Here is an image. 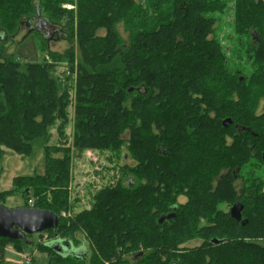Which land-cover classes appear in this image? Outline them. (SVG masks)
<instances>
[{"label":"trees","instance_id":"obj_1","mask_svg":"<svg viewBox=\"0 0 264 264\" xmlns=\"http://www.w3.org/2000/svg\"><path fill=\"white\" fill-rule=\"evenodd\" d=\"M69 2L0 0V14L6 11L0 17V161L6 149L31 158L41 147L45 155L43 175L14 179L13 193L23 185V208L59 217V228L48 231L51 240L77 244L82 233L94 249L89 264H117L118 256L136 253L141 245L150 248L145 240H127L129 234L156 233L163 236L159 244L176 247L206 232L229 236L209 257L212 264H264V246L244 240L243 231L264 227V205L247 207L245 226L214 211L230 189L226 170L264 169V114L257 112L264 100V0H77L75 27L74 14L63 7ZM225 18H231L227 43L216 37ZM33 19L63 30L69 24L79 58L75 49L50 53L52 64L6 56L8 41L1 36L13 38ZM228 118L234 124L225 129ZM123 146L129 152L121 156ZM73 150L117 153L121 177L65 221L60 211L69 205ZM43 189H51L54 208L34 200ZM13 193H0V200ZM181 197L187 206L179 224H159L145 215L147 205L175 206ZM204 214L212 218L207 230L195 227ZM143 220L149 231H143ZM7 244L28 246L0 238V264ZM43 248L55 264H84L49 243ZM142 263L156 264L150 257Z\"/></svg>","mask_w":264,"mask_h":264},{"label":"rangeland","instance_id":"obj_2","mask_svg":"<svg viewBox=\"0 0 264 264\" xmlns=\"http://www.w3.org/2000/svg\"><path fill=\"white\" fill-rule=\"evenodd\" d=\"M40 0H37V3ZM70 4L75 6V10H71L74 14V19L71 26H76V18H77V0H69ZM72 1V3H71ZM66 3L65 5L69 4ZM64 7V5H63ZM6 11H4V14H0V17H5ZM43 17H48V14L43 11ZM42 21L46 22L45 19H41ZM230 22L231 18H225V20L221 21L217 25V32L216 37L220 40H222L224 43H227L224 37L228 36L231 32L230 28ZM69 24H66L64 27H66V30H63V33H61L60 36L57 38L50 40L48 42L45 37L38 33L34 32L28 35L27 29L23 26L18 34H16L13 38H7L5 39L8 41L3 45L5 49V55L6 56H12L17 61L28 62L32 64H39V63H49L52 64L53 60L49 56L50 53H58V54H65L70 49L76 50V58H79V52L78 47L75 43V41H70L68 38L70 32L69 27H71ZM63 29V28H62ZM122 38L124 40L128 39V34L125 32V29L122 25L118 27V29ZM102 35L103 32H100ZM5 40V41H6ZM60 67H65V63L58 64ZM77 68V61L75 63V69ZM71 81H67V85L70 90V83ZM71 110V108H70ZM72 113V111H71ZM70 138H68L69 142L68 144H73V129H74V121L70 125ZM125 140L129 139V134L125 133L123 136ZM58 141L55 142L52 141L51 144L57 145ZM61 145V144H59ZM66 147H68L66 145ZM122 152L120 155H124L129 152L127 149V146H123L121 148ZM117 153L107 152V151H100V150H90L86 151L84 153L77 152L75 150L71 153V170H70V183L68 187L69 191V205L67 209L60 211V218H62L65 221H70L73 217H75L77 212H80L86 205H92V197L95 192L104 189L107 186H115L118 181L120 180L121 173L118 169V165H120L122 162L120 160H117L114 155ZM59 155L58 157H60ZM129 165L135 164L134 160L130 159L128 161ZM45 155L43 149L38 147L34 151V155L31 158H23L22 156H19L17 153H15L12 150H5V154L3 158L0 161V193L4 192H14V179L18 177H32L34 175H43L45 173ZM18 183V182H17ZM17 185H20L18 188H16V192L13 193L11 196L8 197H2L0 202L10 210L22 208L25 206V199L23 197V190L20 183ZM27 186L30 184H26ZM25 185V186H26ZM34 186V185H33ZM36 186H34L35 188ZM45 189V188H44ZM43 192L39 190L38 196L35 201L40 202L41 206L44 207H50L54 208V196L51 195V189L44 190ZM34 191V190H33ZM182 201L186 202L187 199L185 197L179 198ZM0 203V204H1ZM223 205H215L214 211L215 214L218 212L222 216V210H224L227 207H231V205H225L224 201L220 202ZM187 205H184L183 207H186ZM212 214V213H211ZM202 217L204 215H200ZM206 217V216H205ZM264 217V216H262ZM197 219H199L197 217ZM209 219L204 220H197L195 222V227L203 226L208 223ZM142 224H147L144 220L141 221ZM199 226V227H200ZM149 225H145L143 231H149ZM258 227V226H257ZM257 229V228H256ZM261 230V238L264 239V227L259 228ZM205 230V229H204ZM51 232H43L41 234H37L34 236H31L29 239L30 241H33L35 244L33 246H24L23 250H20L13 244H7L2 252H3V260L5 264H55L53 262V258L51 255L43 248V245L45 243H48L51 240ZM83 234L80 233L78 236V239H81ZM148 234H145L147 236ZM201 237L200 235H198ZM198 237V238H199ZM191 240H185L186 246L190 244ZM147 243L149 244L150 248H147L143 245L138 249L140 251L141 249H145L147 253H153V251L156 249V245H159V243L156 240L150 239L147 240ZM20 247V246H19ZM94 249L92 248V252ZM137 251V252H138ZM215 251V250H214ZM131 254H124L121 257L118 256L119 260H115L117 264H130L128 262L129 257ZM188 258H194L196 260L197 253L189 252L186 254ZM184 254V256H186ZM201 263L198 262L196 264H212L213 260L210 259L207 256L201 255ZM151 260H154L157 264L158 258L153 256H149ZM148 257V258H149ZM27 260H30L28 263ZM198 260V261H199ZM195 262V261H191ZM108 264V263H105ZM143 264V263H142ZM214 264H217L215 261Z\"/></svg>","mask_w":264,"mask_h":264},{"label":"flooded vegetation","instance_id":"obj_3","mask_svg":"<svg viewBox=\"0 0 264 264\" xmlns=\"http://www.w3.org/2000/svg\"><path fill=\"white\" fill-rule=\"evenodd\" d=\"M24 27L27 29V31L29 27L39 28L42 34H44L45 38L50 40L57 38L61 35V33H63V29L37 19H33L30 23L25 24ZM243 79L244 78H241L240 80L243 81ZM257 112L259 114H264V100H262L257 106ZM230 120L232 121V119ZM233 124L234 122L232 121V124L229 127H231ZM229 127L224 128L228 129ZM236 129L238 130L239 128ZM244 131H246L245 128L239 129L240 133ZM223 176L227 179V182L229 183L228 185L231 184L230 189H228L227 192L224 193L223 201L225 205H231V207H227L222 210V216L227 221L228 215H230V217L237 221L241 226H245V224L249 222L248 216L251 215V212L247 210V207L251 205H264V169H228L225 171ZM181 201L182 200L178 198L179 205L175 206L147 205L145 209V215L150 214V218L155 219L159 224L170 223L172 225V223H174L175 221L177 222L176 224H179L182 221V217H184L186 211V209H183V204H185V202L183 203ZM218 205L223 204L219 203ZM235 205H238L240 208V219L233 217L232 215V209ZM147 209L148 213L146 212ZM208 215L211 214L208 213ZM208 215L206 217L209 219L208 223L202 226V229L205 230H207L208 228H212L213 226L211 221L212 218L208 217ZM259 215L264 214L259 213ZM198 218L199 219L197 220L199 221L204 220L202 216ZM243 231L248 235V238H245L244 240H255L256 242H258L259 246H264V239L259 236L260 232L255 233L261 230L249 228ZM200 236L201 237L198 236L199 238L196 237L192 239L190 241V244L187 246L185 244H181L179 246L173 247L171 245L167 246L165 245V243H160L158 254L155 255V257L158 258L157 264H196L197 262L191 263L194 258H188L186 254H188L189 252H196L197 254L203 253L204 256H207V258H211V254L214 252V250L223 246L224 241H226L225 238H229L227 233L223 234L222 237L224 238L213 237L211 235H208L207 232L201 233ZM162 237L163 236L154 233V235L148 234L145 237L129 234L125 238L132 242L141 240H145L147 242L149 238L153 240H160ZM78 240L79 243L77 244H72L69 241L61 239L50 240L48 243L51 244L53 248H56V251H58L61 255L67 257L70 256L78 261L83 260L84 264L91 263V260L93 259L91 244L89 243L88 239L85 238V236ZM215 240H217L218 243H215ZM184 254L186 256H184ZM149 256V253H147L145 249H141L136 253H131L128 262L130 264H140L143 259Z\"/></svg>","mask_w":264,"mask_h":264},{"label":"water","instance_id":"obj_4","mask_svg":"<svg viewBox=\"0 0 264 264\" xmlns=\"http://www.w3.org/2000/svg\"><path fill=\"white\" fill-rule=\"evenodd\" d=\"M40 17L38 13L37 18ZM44 22V21H43ZM34 32L42 34L39 28H28V35ZM44 36V34H42ZM3 40H6L4 35L1 36ZM45 37V36H44ZM46 39V38H45ZM50 42V39H46ZM232 124L230 119L223 122L225 128ZM240 208L235 205L232 209L233 217L240 219ZM163 222V221H162ZM60 225L59 217L50 211H43L39 209H7L4 205H0V238L6 239L12 242L21 241L24 244L31 246V241L28 240V236H34L41 234L49 230H57ZM218 243L217 240L214 241ZM56 251V248H54ZM58 252V251H57Z\"/></svg>","mask_w":264,"mask_h":264},{"label":"built area","instance_id":"obj_5","mask_svg":"<svg viewBox=\"0 0 264 264\" xmlns=\"http://www.w3.org/2000/svg\"><path fill=\"white\" fill-rule=\"evenodd\" d=\"M64 8L68 11H71V10H75V6H73L72 4H67V5H64ZM30 204H32V201H30ZM30 260H27L26 262L28 263ZM29 264V263H28Z\"/></svg>","mask_w":264,"mask_h":264}]
</instances>
